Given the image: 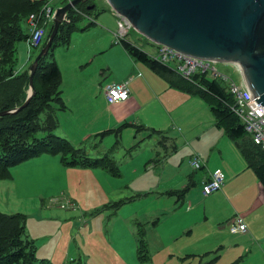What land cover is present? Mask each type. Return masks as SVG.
<instances>
[{
    "label": "rangeland",
    "instance_id": "374dc122",
    "mask_svg": "<svg viewBox=\"0 0 264 264\" xmlns=\"http://www.w3.org/2000/svg\"><path fill=\"white\" fill-rule=\"evenodd\" d=\"M65 1L51 0L50 5L57 9L65 5ZM84 5L80 4L78 7ZM93 5L95 7L87 10L86 13L91 14L97 24L88 30H81L90 22L88 18L81 17L75 23L80 29L73 32L70 45L66 46L59 38L46 55V61H54L62 65L77 60L75 59L77 56H81L79 60L85 56H92L97 51L101 52L102 46L109 41V36L97 27L105 24L102 20L103 17H108L105 15H115V13L106 0H89L86 8ZM105 26L113 34L117 30L116 17L114 16L111 23ZM51 27L52 24L47 31ZM113 41L115 42V36ZM126 41L150 55L159 52V45L134 28L129 30ZM41 49L42 46L29 52L27 40L20 42L16 65L18 71L22 70L24 64L29 68ZM99 54L94 64H99L100 68H103L100 63L105 57L107 58V54ZM215 66L220 72L241 82V79L236 77L240 76L233 67L220 63ZM101 76L103 79L108 78V71L103 69ZM52 105L57 120V127L52 130V134L66 140L75 136L66 137L63 130L62 125L67 121L66 108L60 109L57 103ZM200 114L199 111L193 112L192 121H195ZM45 118L46 114L40 115L38 119L40 125L46 123ZM104 118L105 122L102 125L110 121L107 114ZM205 120L208 121V118ZM149 121L152 125L159 126L162 117L159 112L153 110ZM212 121L214 122L213 116ZM102 128L103 131H98V134L105 132L107 127L102 126L100 129ZM118 129L115 130L118 139L113 131L100 136L96 133L91 134L98 140L105 139L104 143L109 148L94 147L93 139L80 144V147L86 150L91 158L109 152L115 168L120 172L119 177L112 176L104 170H88L89 168L77 169L66 166L68 169L63 170L62 155L56 159L52 158L53 155L44 154L13 167L12 178L0 180V210L7 214L20 213L25 216V238L35 242L38 264H182L177 259H171L167 251H149L150 256H148L146 249L141 252L139 248L141 230L146 229V240L148 234L152 232L164 236L173 235L178 230L172 227L170 221L174 218L180 219L182 216L179 207L176 211H171L176 196L166 192L162 182L163 170L160 163L166 162L168 156L159 145V136L150 131L137 132L129 127ZM80 131L86 133V129ZM133 140H136L134 144ZM239 140L251 150H255L251 135L244 134ZM174 150L172 142L170 151ZM181 166L189 168L195 177L202 174V171L195 170L190 165V159L189 162L187 160V164L182 163ZM78 170L86 175L69 173ZM193 191L196 192L193 201L189 203L190 209H193V213L201 214L204 212L202 202L205 200V196L202 195L203 186L196 184L190 193ZM199 196L202 199H199ZM160 207L170 210L164 214L169 215L167 222L158 221L161 217ZM224 208L225 203L220 202L208 205V210L212 213ZM183 215L187 217L189 214ZM220 227L230 231L227 223L222 225L215 223L214 238L220 235ZM221 236L228 235L225 233ZM187 242V236L180 240L182 244ZM165 250L170 248L166 247ZM219 253L220 250H217L212 258L219 256ZM219 259L216 258L211 264H215Z\"/></svg>",
    "mask_w": 264,
    "mask_h": 264
},
{
    "label": "crops",
    "instance_id": "0c3cea01",
    "mask_svg": "<svg viewBox=\"0 0 264 264\" xmlns=\"http://www.w3.org/2000/svg\"><path fill=\"white\" fill-rule=\"evenodd\" d=\"M105 16H108L102 19L105 24L97 27L109 36V41L102 46L101 52L97 51L96 54L79 60L81 56H77L75 58L77 60L62 65L56 62L61 73V98L67 112V121L62 125L65 136L75 135L67 139L81 149L83 148L80 144L90 139H93L94 147L109 148L104 143L105 139L98 140L91 135L103 131L104 128L100 129L102 126L107 127L104 134L113 131L116 139L118 135L115 130L124 127L134 128L137 132L150 131L159 136V145L168 156L166 162L160 163L163 170L162 182L166 188L165 191L176 196L174 205L170 208L171 211H176L179 207L182 216L180 219L174 218L170 221L172 227L178 230L173 235L164 236L152 232L148 234L146 240V229L141 230L140 238L148 256H150L149 251H167L171 259H177L182 264H211L216 261V258L220 259L215 264H264V186L254 170L248 166L227 129L218 124L211 104L200 95L197 86L194 85L196 86L194 87L177 73H160L136 61L121 43L116 44V37L115 42L113 41L118 31V17L112 14ZM114 16L117 20V30L112 34L105 25L110 24ZM82 17L88 18L90 22L81 30H88L97 24L91 14L87 13V17L83 15ZM99 53L107 54V58L105 57V60L100 63L104 66L103 68H100L99 64H94ZM24 65L21 67L22 70L28 69ZM103 69L108 71V78L103 79L101 76ZM111 78L113 80L109 81ZM123 81H128L130 98L121 103L110 102L106 95L107 89ZM153 110L159 112L162 117L159 126H154L149 121ZM196 111L201 114L192 121L193 112ZM106 114L110 121L102 125ZM205 118H208V121ZM80 129H86V133L83 134ZM135 141L133 140V144ZM172 142L174 151H170ZM85 153L90 159L108 157L112 162L111 167L115 168L114 160L109 157V152L97 158H91L86 150ZM194 154L199 155L204 164L203 169L200 170L202 174L198 177H195L189 168L181 166L182 163L187 164V160L189 162ZM59 157L60 155L52 156L56 159ZM57 164L62 166V163ZM76 168L104 170L116 176L107 168L92 166ZM65 169L68 168L63 165V170ZM217 169L222 170L226 176L223 189L208 197L202 196L205 199L202 202L204 212L193 213L189 203L193 201L196 191L190 193V190L196 184L203 186V181ZM69 173L78 176L86 175L80 170ZM118 173L116 177L120 176L119 171ZM199 199L202 198L199 196ZM219 202L225 203L224 209L216 213L208 210V205ZM169 211V208L160 207L161 217L158 219L160 223L167 220L169 215L164 214ZM184 213L189 215L186 217ZM237 219L246 225V231L232 230L239 225ZM215 223L218 225L227 223L230 231L220 227V235L214 238L213 224ZM225 233L228 236L222 237L221 235ZM185 236L188 237V242L180 243ZM166 247L170 250H165ZM217 250H220V255L212 258Z\"/></svg>",
    "mask_w": 264,
    "mask_h": 264
},
{
    "label": "trees",
    "instance_id": "16d2710c",
    "mask_svg": "<svg viewBox=\"0 0 264 264\" xmlns=\"http://www.w3.org/2000/svg\"><path fill=\"white\" fill-rule=\"evenodd\" d=\"M49 1L0 0V112L14 110L27 99L30 72L29 68L23 72L18 71V45L30 37L29 16L39 13ZM88 3L89 0L83 3V7L77 6V10L86 13ZM81 17L76 10H71L68 14L69 22L60 26L51 49L59 38L63 44L69 45L71 34L80 29L75 23ZM50 32L51 30L44 40V45ZM121 45L136 61L148 65L151 69L160 73L174 72L126 40L121 41ZM195 78L200 80H196L197 87L194 84L193 86L198 88L200 95L211 104L218 124L227 129L248 166L254 170L264 186V149L257 145L253 138L252 145L256 147L255 150L240 142V137L248 133L231 110L233 97L226 86L221 81L206 79L205 75ZM33 83L35 95L28 106L17 113L0 117V180L12 178L13 167L44 154L62 155L61 163L65 166L101 167L109 169L116 176L119 175L118 170L111 167L112 162L108 157L90 159L84 149L77 148L68 140L52 134V130L57 127L52 103L64 108L61 98V73L57 63L46 61V56L41 58ZM41 114H46V123L40 125L38 119ZM25 229L24 215L7 214L0 210V264H38L35 242L25 238ZM140 250H145L142 240Z\"/></svg>",
    "mask_w": 264,
    "mask_h": 264
},
{
    "label": "water",
    "instance_id": "95a60500",
    "mask_svg": "<svg viewBox=\"0 0 264 264\" xmlns=\"http://www.w3.org/2000/svg\"><path fill=\"white\" fill-rule=\"evenodd\" d=\"M88 0H72L57 8L46 44L30 65L26 101L0 117L17 113L35 95L34 75L67 14ZM134 29L159 46L187 56L236 65L243 81L264 106V0H106ZM95 5L87 7L88 10Z\"/></svg>",
    "mask_w": 264,
    "mask_h": 264
},
{
    "label": "built area",
    "instance_id": "2783aa9c",
    "mask_svg": "<svg viewBox=\"0 0 264 264\" xmlns=\"http://www.w3.org/2000/svg\"><path fill=\"white\" fill-rule=\"evenodd\" d=\"M66 1L70 2L71 0ZM76 12L87 17L86 14L81 13L79 10H76ZM55 13V8L48 3L43 6L39 13L29 16L30 37L27 40L29 52L32 49H37L42 46L47 29L54 21ZM116 15L118 17V31L115 37L116 42L121 43V41L126 39L129 30L133 29V26L127 18L120 14ZM153 59L165 66L173 68L184 79L195 84H198L196 80H200L195 77L201 75H205L206 79L212 81H221L233 97L232 112L240 119L245 131L253 137L254 142L264 149V106L259 104L249 88L245 85L238 66L229 65L238 73L240 77H236L241 79V82L220 72L215 66L217 64L216 62L196 59L167 46H162L157 55L153 56ZM107 98L112 103L127 101L130 98L128 81L110 86L107 89ZM190 165L195 170H201L204 167L201 157L197 154H194L192 159H190ZM225 181L226 176L222 170L217 169L212 172L203 181V195L208 197L221 191L225 185ZM237 223L239 225L233 227V231H246V225L240 219H237Z\"/></svg>",
    "mask_w": 264,
    "mask_h": 264
}]
</instances>
